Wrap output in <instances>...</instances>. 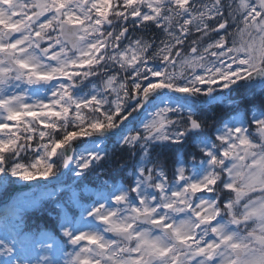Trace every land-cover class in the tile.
<instances>
[{"label": "snow or ice", "instance_id": "6c2138e0", "mask_svg": "<svg viewBox=\"0 0 264 264\" xmlns=\"http://www.w3.org/2000/svg\"><path fill=\"white\" fill-rule=\"evenodd\" d=\"M8 185L0 264H264V0H0Z\"/></svg>", "mask_w": 264, "mask_h": 264}, {"label": "trees", "instance_id": "16d2710c", "mask_svg": "<svg viewBox=\"0 0 264 264\" xmlns=\"http://www.w3.org/2000/svg\"><path fill=\"white\" fill-rule=\"evenodd\" d=\"M12 185L5 186L4 188H0V199L5 197L7 192L11 189ZM42 209V210H38ZM48 209V204L46 201L41 202V205H38L36 208L29 209V223L31 225L39 224L40 227H47L52 229L56 226V217L51 212L46 210Z\"/></svg>", "mask_w": 264, "mask_h": 264}, {"label": "rangeland", "instance_id": "374dc122", "mask_svg": "<svg viewBox=\"0 0 264 264\" xmlns=\"http://www.w3.org/2000/svg\"><path fill=\"white\" fill-rule=\"evenodd\" d=\"M162 38V37H161ZM146 118V114L145 113H142V115L140 116V118H139V120H138V122L140 121V120H142V119H145ZM15 196V194L13 195V197ZM13 197H11V198H13Z\"/></svg>", "mask_w": 264, "mask_h": 264}, {"label": "water", "instance_id": "95a60500", "mask_svg": "<svg viewBox=\"0 0 264 264\" xmlns=\"http://www.w3.org/2000/svg\"><path fill=\"white\" fill-rule=\"evenodd\" d=\"M136 117H137V114L134 115V118H136ZM130 120H133V118L130 117ZM19 188H21V187H19ZM11 192H13V191H11ZM10 195H11V194L9 193L8 198L10 197Z\"/></svg>", "mask_w": 264, "mask_h": 264}]
</instances>
